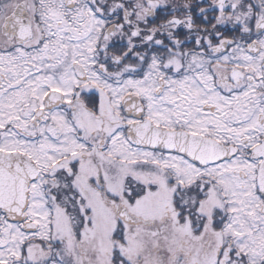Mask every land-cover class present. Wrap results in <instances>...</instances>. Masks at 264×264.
Returning <instances> with one entry per match:
<instances>
[{
	"label": "snow or ice",
	"instance_id": "obj_1",
	"mask_svg": "<svg viewBox=\"0 0 264 264\" xmlns=\"http://www.w3.org/2000/svg\"><path fill=\"white\" fill-rule=\"evenodd\" d=\"M0 264H264V0H0Z\"/></svg>",
	"mask_w": 264,
	"mask_h": 264
}]
</instances>
